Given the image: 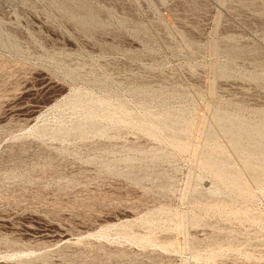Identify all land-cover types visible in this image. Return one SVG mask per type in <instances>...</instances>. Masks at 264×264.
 <instances>
[{
	"label": "rangeland",
	"instance_id": "rangeland-1",
	"mask_svg": "<svg viewBox=\"0 0 264 264\" xmlns=\"http://www.w3.org/2000/svg\"><path fill=\"white\" fill-rule=\"evenodd\" d=\"M0 264H264V0H0Z\"/></svg>",
	"mask_w": 264,
	"mask_h": 264
}]
</instances>
